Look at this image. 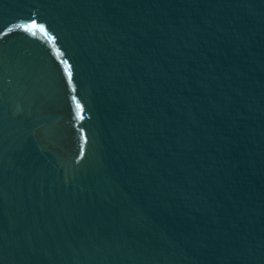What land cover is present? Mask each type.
Returning a JSON list of instances; mask_svg holds the SVG:
<instances>
[{
    "label": "water",
    "instance_id": "obj_1",
    "mask_svg": "<svg viewBox=\"0 0 264 264\" xmlns=\"http://www.w3.org/2000/svg\"><path fill=\"white\" fill-rule=\"evenodd\" d=\"M0 264H94L57 157L1 39Z\"/></svg>",
    "mask_w": 264,
    "mask_h": 264
}]
</instances>
